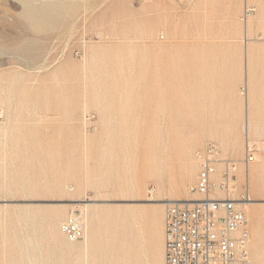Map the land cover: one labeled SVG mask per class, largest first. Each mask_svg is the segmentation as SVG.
Wrapping results in <instances>:
<instances>
[{
  "label": "rangeland",
  "instance_id": "rangeland-1",
  "mask_svg": "<svg viewBox=\"0 0 264 264\" xmlns=\"http://www.w3.org/2000/svg\"><path fill=\"white\" fill-rule=\"evenodd\" d=\"M247 141L264 264V0H0V264H164V200Z\"/></svg>",
  "mask_w": 264,
  "mask_h": 264
},
{
  "label": "built area",
  "instance_id": "built-area-1",
  "mask_svg": "<svg viewBox=\"0 0 264 264\" xmlns=\"http://www.w3.org/2000/svg\"><path fill=\"white\" fill-rule=\"evenodd\" d=\"M247 12V11H246ZM256 145L244 146V176L238 185L237 164L222 156L210 143L196 153L198 171L196 201H169L163 213L164 264H251L249 219L251 201L248 166L254 162ZM77 213L60 224L69 241L83 236Z\"/></svg>",
  "mask_w": 264,
  "mask_h": 264
},
{
  "label": "bare ground",
  "instance_id": "bare-ground-1",
  "mask_svg": "<svg viewBox=\"0 0 264 264\" xmlns=\"http://www.w3.org/2000/svg\"><path fill=\"white\" fill-rule=\"evenodd\" d=\"M257 171H258V165H257L256 167H255V166H254V167L252 166V167L249 168V172H248L249 181H251V182L253 181V178L255 177L256 173H258ZM259 187H260V186H259L258 184H256V185L253 186V188H255V189H259ZM82 200H83V199H82ZM150 200H153V199H150ZM182 200H183V199H166V200H164V202H163L162 204L165 205V204L168 203L169 201H182ZM196 200H199L198 197H195L194 199H188V201H191V202H192V201H196ZM254 200H256V199L252 198L251 201L248 202V203L246 204V206L251 205V203H252ZM80 205L86 206L87 204L84 203V204H80ZM246 208H247V207H246ZM73 213H74V212H73ZM69 215H70V214H69ZM69 215H68V216H69ZM68 216H67V217H68ZM67 217H66V218H67ZM66 218H65V219H66ZM65 219H64V220H65ZM64 220H63V221H64ZM63 221H62V222H63ZM62 222H61V223H62ZM82 225H83V224H82ZM59 227H60V226H59ZM83 228H84V225H83ZM84 231H85V229H84ZM83 235H84V233H83ZM82 237H83V236H82ZM82 237H81V238H82ZM78 240H79V239H78ZM163 247H164V246H163Z\"/></svg>",
  "mask_w": 264,
  "mask_h": 264
},
{
  "label": "crops",
  "instance_id": "crops-1",
  "mask_svg": "<svg viewBox=\"0 0 264 264\" xmlns=\"http://www.w3.org/2000/svg\"><path fill=\"white\" fill-rule=\"evenodd\" d=\"M163 250H164V247H163Z\"/></svg>",
  "mask_w": 264,
  "mask_h": 264
}]
</instances>
